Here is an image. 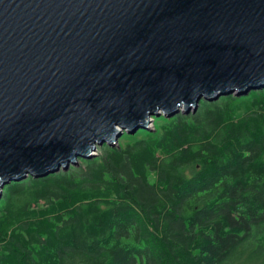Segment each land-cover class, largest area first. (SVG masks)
Listing matches in <instances>:
<instances>
[{"label":"water","instance_id":"obj_1","mask_svg":"<svg viewBox=\"0 0 264 264\" xmlns=\"http://www.w3.org/2000/svg\"><path fill=\"white\" fill-rule=\"evenodd\" d=\"M263 89L264 0H0V201L154 116Z\"/></svg>","mask_w":264,"mask_h":264},{"label":"trees","instance_id":"obj_2","mask_svg":"<svg viewBox=\"0 0 264 264\" xmlns=\"http://www.w3.org/2000/svg\"><path fill=\"white\" fill-rule=\"evenodd\" d=\"M153 120L6 186L0 264H264V89Z\"/></svg>","mask_w":264,"mask_h":264},{"label":"rangeland","instance_id":"obj_3","mask_svg":"<svg viewBox=\"0 0 264 264\" xmlns=\"http://www.w3.org/2000/svg\"><path fill=\"white\" fill-rule=\"evenodd\" d=\"M236 97H238L237 95H235ZM153 118H156L155 116L154 117H152V121L150 122V129L149 130H144V131H152L153 129H154V120H153ZM157 118H159V117H157ZM142 130V129H141ZM132 132V131H131ZM124 133H128L129 135V137H131L130 139H136V138H141V137H143V134H141V133H139V134H136V133H138V131L136 132V133H134V134H131V133H129V132H124ZM123 133V134H124ZM122 134V136L120 137V139H122L123 137H124V135ZM133 135H135V136H133ZM134 137V138H133ZM120 139H119V141H120ZM127 138H123V140L122 141H125ZM99 155V153H98V151H97V156ZM96 156V157H97Z\"/></svg>","mask_w":264,"mask_h":264}]
</instances>
